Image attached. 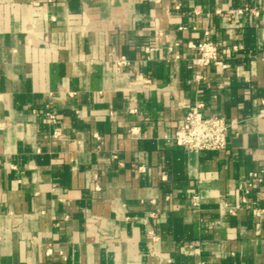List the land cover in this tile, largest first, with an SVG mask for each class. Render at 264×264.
<instances>
[{"label": "crops", "instance_id": "obj_1", "mask_svg": "<svg viewBox=\"0 0 264 264\" xmlns=\"http://www.w3.org/2000/svg\"><path fill=\"white\" fill-rule=\"evenodd\" d=\"M261 168L264 0H0V264H264Z\"/></svg>", "mask_w": 264, "mask_h": 264}, {"label": "built area", "instance_id": "obj_2", "mask_svg": "<svg viewBox=\"0 0 264 264\" xmlns=\"http://www.w3.org/2000/svg\"><path fill=\"white\" fill-rule=\"evenodd\" d=\"M257 14V12H254ZM188 46L197 50L198 56L193 61L200 66H206L209 64L221 65L227 67L228 65L223 63L219 58L218 46L210 40L203 39L198 43L188 42ZM171 46L169 50L171 51ZM114 63L118 70H121L129 64L128 60L121 56L114 58ZM201 75H198L200 78ZM201 104H188L185 106V112L182 119L176 127L173 135V140L176 145L189 150V151H202L211 150L218 151L226 148L227 134L231 124L227 123L223 117L217 115L206 116L201 111ZM46 115L51 121H55L54 114L47 112ZM135 132V131H134ZM139 170H144L143 166L139 167ZM264 170L261 168L257 171H252L248 174L246 187L242 190L241 200L247 201L246 195L249 193V187L254 181H261L263 178ZM192 204L199 205V197L192 195ZM259 212H264V205L258 209ZM232 212V209H230ZM192 250H197L193 249ZM51 249H48L50 252Z\"/></svg>", "mask_w": 264, "mask_h": 264}]
</instances>
